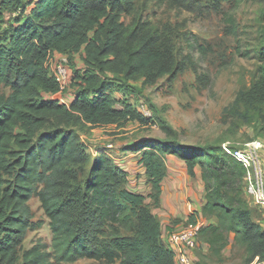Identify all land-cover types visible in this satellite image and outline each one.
<instances>
[{"label": "trees", "instance_id": "obj_1", "mask_svg": "<svg viewBox=\"0 0 264 264\" xmlns=\"http://www.w3.org/2000/svg\"><path fill=\"white\" fill-rule=\"evenodd\" d=\"M142 0H2L0 5V264L74 263L81 258L108 264H176V253L162 239V224L147 206L159 203L167 175L166 159L177 156L190 175L200 169L205 191L203 215L209 222L198 242L221 260L234 237L243 247L245 264H264V228L245 185L244 167L221 144L187 146L178 132L161 124V141H137L126 150L140 152L151 192L128 186V172L100 153L90 159L78 126H108L152 121L131 103L115 96L124 87L111 75L136 78L169 72L159 29H131L126 18ZM181 8L189 0H149ZM239 1V0H230ZM10 18L3 28L6 14ZM13 14H16L14 16ZM3 17V19H1ZM231 30L237 24L228 17ZM149 32L150 34L147 35ZM203 56L213 50L189 39ZM258 67L225 108L224 121L235 133L253 128L264 137V43L241 51ZM57 54H79L83 65L67 88L52 73ZM79 81L76 82V80ZM62 93L66 102L55 98ZM120 104V105H119ZM246 141V142H248ZM233 148V147H232ZM91 162L81 181L84 166ZM38 196L50 219L53 253L42 245L24 250L35 228L29 200ZM198 245V246H199Z\"/></svg>", "mask_w": 264, "mask_h": 264}, {"label": "rangeland", "instance_id": "obj_2", "mask_svg": "<svg viewBox=\"0 0 264 264\" xmlns=\"http://www.w3.org/2000/svg\"><path fill=\"white\" fill-rule=\"evenodd\" d=\"M1 2L2 0L0 5ZM187 5L176 8L142 0L137 10L125 19L132 30L145 25V30L150 28L161 31V38L158 40L167 51L170 70L162 76L158 75V70L146 72L136 78H127L123 74L111 75L119 85H124L120 93L114 91L115 96L120 98V104L131 103L136 109L149 112L152 121L144 124L131 120L108 126L75 127L82 146L92 161L100 153L114 162H121L124 157L129 160L131 155L138 152L126 150L128 145L137 141H161L167 138L161 127L163 122L174 128L178 132L179 141L187 146L229 144L233 148H241L249 137H255L256 132L250 127L235 133L230 128V123L224 121L223 113L239 90L250 86L254 79L257 60L241 56L239 50L255 51L264 43V0H189ZM10 16L6 14L3 28ZM229 16L236 21L237 33L231 30ZM192 37H197L200 43L211 46L214 51L203 56L191 47L189 39ZM57 63L68 66L70 80L76 73H81L83 65L79 54H57L51 63L54 75ZM69 90L74 89L67 88L66 93ZM55 98L66 102L62 93L56 94ZM124 151L129 152L124 155ZM123 167L128 173L135 172L131 171L135 167ZM90 168L91 162L84 166L78 184L87 176ZM135 174H128L129 187L141 182L140 173ZM28 204L32 221L38 224L29 229L23 248L26 250L34 245H42L52 255L50 219L38 196L32 197ZM147 206L156 214L159 203L148 199ZM156 216L158 217L157 214ZM170 247L173 249L171 245ZM188 253L191 264H245L246 258L240 245L226 248L221 260L210 254L207 247L200 245ZM51 261L52 264H65L52 257ZM70 264L108 263L81 258ZM113 264L121 263L117 261ZM176 264H180L177 256Z\"/></svg>", "mask_w": 264, "mask_h": 264}, {"label": "crops", "instance_id": "obj_3", "mask_svg": "<svg viewBox=\"0 0 264 264\" xmlns=\"http://www.w3.org/2000/svg\"><path fill=\"white\" fill-rule=\"evenodd\" d=\"M262 140L264 142V137ZM125 152L129 151L122 153L125 155ZM127 156L129 157L130 155ZM261 156L264 165V148L261 150ZM139 158L140 152L131 155L129 160L124 157L121 162L117 163L121 167L124 165L135 167V169H131V171L135 170V172H129V175L134 176L138 172L142 176L140 183L130 185L132 190L143 194L150 193L151 185L147 180L144 167L138 163ZM166 164L167 175L163 180L162 196L156 214L162 224V239L165 244L170 246L169 236L172 232L185 227L195 226L200 221L208 223L209 220L203 215L205 191L201 171L197 169L195 175H190L185 162L175 155L168 156ZM254 207L257 211L255 219L264 228V212L255 204ZM234 245L236 243L231 235L227 248L231 249Z\"/></svg>", "mask_w": 264, "mask_h": 264}, {"label": "built area", "instance_id": "obj_4", "mask_svg": "<svg viewBox=\"0 0 264 264\" xmlns=\"http://www.w3.org/2000/svg\"><path fill=\"white\" fill-rule=\"evenodd\" d=\"M56 77L58 78L62 91L68 87L70 82V70L64 63H57ZM151 116L149 112H142ZM226 153L231 155L245 169V185L248 195L253 204L264 212V165L261 150L264 148L262 139H255L244 144L241 148H232L229 144L223 145ZM207 224L200 221L195 226H189L174 231L169 236L170 244L175 249L180 264H191L189 251L196 249L199 245V230Z\"/></svg>", "mask_w": 264, "mask_h": 264}]
</instances>
